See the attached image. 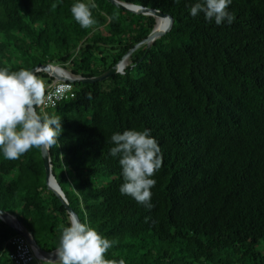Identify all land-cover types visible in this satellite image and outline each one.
Returning a JSON list of instances; mask_svg holds the SVG:
<instances>
[{"label":"trees","instance_id":"1","mask_svg":"<svg viewBox=\"0 0 264 264\" xmlns=\"http://www.w3.org/2000/svg\"><path fill=\"white\" fill-rule=\"evenodd\" d=\"M116 1L162 13L173 24L149 49L131 53L122 73L93 84L75 81L72 97L37 106L62 120L49 153L67 205L116 241L108 260L264 264V0H232L235 20L219 26L203 14L190 16L196 0ZM73 3L0 0V67L53 65L81 80L99 77L156 24L152 16L95 0L96 23L85 29L71 15ZM36 75L47 86L54 81ZM144 128L163 154L151 209L121 195L119 158L109 155L113 133ZM0 210L41 250L59 247L71 219L48 189L40 146L17 160L0 155ZM16 235L0 219V264H13L8 242Z\"/></svg>","mask_w":264,"mask_h":264},{"label":"clouds","instance_id":"2","mask_svg":"<svg viewBox=\"0 0 264 264\" xmlns=\"http://www.w3.org/2000/svg\"><path fill=\"white\" fill-rule=\"evenodd\" d=\"M231 3L232 0H196L190 6L189 14L193 18L203 14L206 21L211 23L214 20L218 26L225 22L231 25L235 20V15L229 11ZM96 7L95 0L87 3L74 0L70 11L74 20L87 29L96 23L92 12ZM127 61H124L126 67ZM62 72L69 78L81 79L64 70ZM44 87L42 80L27 68L13 71L0 67V155L4 159L17 160L32 147L53 145L62 134L59 116L37 111V106L43 103ZM111 143L114 146L109 149V155L119 158L122 170L121 195L130 196L151 209L154 207L151 189L156 185L152 177L163 165L162 149L152 130L115 132ZM115 244V240L103 236L86 221L72 218L60 237L57 248L59 264H126L123 258L118 261L105 258V253Z\"/></svg>","mask_w":264,"mask_h":264},{"label":"water","instance_id":"3","mask_svg":"<svg viewBox=\"0 0 264 264\" xmlns=\"http://www.w3.org/2000/svg\"><path fill=\"white\" fill-rule=\"evenodd\" d=\"M107 1L110 4H112L113 6H115L116 8H118L119 10H126V11H129L131 13L141 14L144 16H152L155 18V20H157V18H165L168 20V26L164 32H160V33H156L155 28H154L153 31L150 33V35L147 37V39L144 40L143 42H141L139 45H137L133 50L128 52L123 57L122 61L118 65L114 66L112 69H110L109 71H107L106 73H104L103 75H101L99 77L83 79V80H81V79L75 80V79L69 78L68 76H65V74L58 73L56 70H61V71H63V70L59 69V68H54L53 66H50V65H39V66H37L36 69L32 70V72H34L35 74L38 72H44L45 74L50 75L53 79H56L60 82L70 81L73 83L75 81H82L84 84H93V83L102 82L106 79L111 78L112 76L116 75L117 73H119L121 70L120 64L123 63L124 61H127V59L129 58L131 53H133L135 50H137L139 47H141L143 45L149 46L153 41H155L156 39L165 35L167 32L170 31L171 26L173 24L172 18L168 17L162 13L142 9V8L137 7V6L118 2L116 0H107ZM149 48H150V46L148 47V49ZM40 148H41L42 161H43L45 172H46V181H47L48 189L51 190L52 192H54L56 194V196L61 200V202L65 205V207L67 208L68 213L70 215V219H72V218L78 219V217L73 213V211L67 205V202H66V200H65V198L61 192V189L58 186L57 182L55 181V179L52 175L51 157H50V153H49V146L42 145V146H40ZM0 219L7 226L14 229L21 237H23L29 243V245L33 248V250H34V252H35V254L39 260L48 261V262L59 261L58 256H57V250H54L52 252H45V251L41 250L39 248V246L36 244V242L34 241L32 235L27 233L14 217H12V216H10V215H8V214H6L0 210ZM18 226L21 227L22 230H20L18 228Z\"/></svg>","mask_w":264,"mask_h":264},{"label":"built area","instance_id":"4","mask_svg":"<svg viewBox=\"0 0 264 264\" xmlns=\"http://www.w3.org/2000/svg\"><path fill=\"white\" fill-rule=\"evenodd\" d=\"M72 88L70 82L53 81L44 90L43 103L38 107L42 109L55 107L60 101L73 96ZM18 228L22 230L21 227L18 226ZM8 244L11 248L9 259L13 264H38L33 248L23 237L16 235L9 240Z\"/></svg>","mask_w":264,"mask_h":264},{"label":"bare ground","instance_id":"5","mask_svg":"<svg viewBox=\"0 0 264 264\" xmlns=\"http://www.w3.org/2000/svg\"><path fill=\"white\" fill-rule=\"evenodd\" d=\"M168 26V20L165 18H157V23L155 26V32L156 33H160V32H164L165 29ZM124 63V62H123ZM121 70L123 69V65L120 66ZM58 73L63 74V72L61 70H56Z\"/></svg>","mask_w":264,"mask_h":264},{"label":"rangeland","instance_id":"6","mask_svg":"<svg viewBox=\"0 0 264 264\" xmlns=\"http://www.w3.org/2000/svg\"><path fill=\"white\" fill-rule=\"evenodd\" d=\"M155 26H156V24H155ZM101 32H102V34H105V29H103V30H101ZM103 36V38H105V36L104 35H102ZM128 62V61H127ZM121 65H123V69L126 67V65H127V63L126 62H124V63H122ZM120 65V66H121ZM53 66V65H52ZM54 68H59L58 66H53ZM61 69V68H60ZM68 69V68H67ZM66 71V70H65ZM124 70H122L121 71V73L123 72ZM67 72V71H66ZM50 76V75H49ZM42 82L44 83V85H45V87H44V89L46 88V86H47V82L46 81H44V80H42ZM36 262L38 263V264H59V261H55V262H48V261H41V260H39V259H36Z\"/></svg>","mask_w":264,"mask_h":264}]
</instances>
